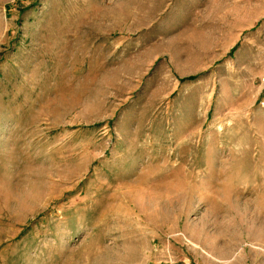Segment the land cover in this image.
Instances as JSON below:
<instances>
[{
    "label": "rangeland",
    "instance_id": "rangeland-1",
    "mask_svg": "<svg viewBox=\"0 0 264 264\" xmlns=\"http://www.w3.org/2000/svg\"><path fill=\"white\" fill-rule=\"evenodd\" d=\"M0 264H264V0H0Z\"/></svg>",
    "mask_w": 264,
    "mask_h": 264
}]
</instances>
